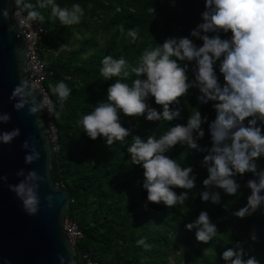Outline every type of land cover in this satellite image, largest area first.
<instances>
[{
    "label": "trees",
    "instance_id": "16d2710c",
    "mask_svg": "<svg viewBox=\"0 0 264 264\" xmlns=\"http://www.w3.org/2000/svg\"><path fill=\"white\" fill-rule=\"evenodd\" d=\"M39 2L24 0L44 17L42 22H37L44 28L40 53L48 72L45 83L60 112L59 119L53 116L58 150L52 153L51 173L54 183L63 186L73 199L68 204L67 215L77 221L83 233L75 245L76 255H87L101 264H170L167 256L181 243L190 244V250L182 248L179 251L185 258L183 264H225L221 253L240 241L244 242L248 255L264 264V204L245 218L232 215L247 203L250 189L246 182L255 179L252 173L234 177L241 185L234 196L216 189L220 192L219 203L201 201L202 181L208 174L202 160L207 152L177 144L166 155L182 167L193 168L196 187L189 191L184 205L168 208L163 203L149 202L145 207L147 193L142 187L143 169L132 164L127 148L133 136L159 139L171 126L186 124L188 116L197 110L207 116L208 122L213 121L214 102L200 104L197 88H190L187 95L180 98L179 105L173 106L179 115L172 121H148L144 116L127 117L121 113L122 126L130 129L131 135L124 142L116 141L111 146L106 145L102 137L89 138L79 124L83 114L93 111L100 102H107L106 90L111 83L121 80L131 85L136 78L131 68L138 64L146 48H155L171 37H189L201 46L202 41L191 37L190 32L201 22L205 0H55L61 8L71 9L74 4L83 8L80 22L72 25L62 24L52 16L51 6L40 8ZM16 5L12 0L11 8ZM20 7L28 16L29 10L23 4ZM150 7L156 10L154 18L148 12ZM120 25L124 26L123 33ZM129 29L138 30L135 41L127 35ZM219 35L227 39L231 33ZM108 55L127 61V78L114 76L105 80L100 70L103 58ZM218 63L215 70L223 83ZM193 65L194 62L189 63L190 80L194 79ZM58 82H64L71 89L62 109L58 96L52 92V86ZM147 102L158 112L162 111L153 97ZM261 127L264 132V126ZM202 128L204 136L197 143L207 148L211 146L208 123ZM256 163L259 169H264V157L258 158ZM173 190L177 194L185 191ZM201 211L208 213L218 232L207 244L199 242L193 246L196 230L185 232V224L195 220ZM253 231L257 236L255 242L250 239ZM141 238L150 248L137 244Z\"/></svg>",
    "mask_w": 264,
    "mask_h": 264
},
{
    "label": "clouds",
    "instance_id": "9594fccd",
    "mask_svg": "<svg viewBox=\"0 0 264 264\" xmlns=\"http://www.w3.org/2000/svg\"><path fill=\"white\" fill-rule=\"evenodd\" d=\"M15 2L29 10L30 21L44 20L32 4H25L24 0ZM49 6L52 16L64 25L79 23L84 13L79 4L69 9L61 8L55 0H40V8ZM148 12L155 17L154 7H150ZM7 14V9H0V15L7 18ZM119 30L123 33L124 26L120 25ZM221 32H230V38H221ZM127 35L135 41L138 30L129 29ZM190 36L202 41V45L197 46L189 37H171L155 48H146L138 64L131 68L136 77L131 85L121 80L111 83L106 90L107 102H100L93 111L83 114L79 124L89 138L95 140L102 137L106 145L111 146L116 141L124 142L131 135L130 129L122 126L121 113L127 117L144 116L148 121H172L179 115L173 106L179 105L180 98L186 96L190 88H197L200 104L214 102L216 115L213 121L208 122L207 116H202L197 110L188 116L186 124L171 126L159 139L148 136L145 140L139 135L133 136L127 148L132 164L143 169L142 187L147 193L145 207L149 202L163 203L168 208L184 205L189 191L196 187L193 168L182 167L166 155L180 144L207 152L202 160L208 174L202 181L201 201L219 203L220 192L216 189L234 196L241 188L234 177L253 174L255 179L246 182V187L250 189L246 205L232 212L235 217L245 218L264 204V169H259L256 163L258 158L264 157V132L261 127L264 126V0H205L201 22L191 30ZM184 62H194L191 69L194 79H189V63ZM217 62L223 83L215 70ZM102 65L100 71L105 80L114 76L122 79L129 76L127 61L123 57L114 59L110 55L105 56ZM52 92L58 96L62 109L71 89L64 82H58L52 86ZM149 97L154 98L162 111L158 112L148 104ZM10 99L16 100L14 108L17 111L27 107L28 114L35 116L47 109L56 119L60 117L50 99L37 102L30 86L23 81L14 87ZM10 120L9 113H0V123ZM206 122L211 146L202 148L197 140L203 138L202 125ZM36 125H43L38 116ZM19 135V128L2 131L0 143L11 144ZM34 139L30 137L21 145L27 150L25 164H32L41 158ZM15 175L23 179L16 184H7L8 189L21 201L28 215H36L40 204L39 185L45 182L46 177L34 169L25 172L23 168L18 169ZM7 179V176L0 175V181L6 182ZM174 188L185 191L177 194ZM54 199L51 194L45 197L49 208L53 206ZM185 228L189 231L195 229L196 240L205 244L218 232L206 211H201L195 220L185 224ZM250 239L253 242L257 240L255 231L250 233ZM243 243L237 241L221 253L225 264H260L255 256L248 255ZM137 244L150 248L144 238Z\"/></svg>",
    "mask_w": 264,
    "mask_h": 264
},
{
    "label": "water",
    "instance_id": "95a60500",
    "mask_svg": "<svg viewBox=\"0 0 264 264\" xmlns=\"http://www.w3.org/2000/svg\"><path fill=\"white\" fill-rule=\"evenodd\" d=\"M11 4L12 0H0V9L8 10L7 18L0 15V113L11 115L8 123H0V132L19 128L20 135L11 144L0 143V175L8 178L6 182L0 181V264H84L82 255H76L75 247L63 230L69 193L52 179L53 152L43 113L29 115L27 107L17 111L16 100L10 99L14 87L21 81L30 86L25 76V41L21 26L10 16ZM33 95L38 102L39 97L34 92ZM37 116L43 122L42 127L36 125ZM30 137L35 138L41 158L25 164L27 150L21 145ZM21 168L25 172L34 169L46 177L39 185L40 204L36 215H28L21 201L7 187L23 179L15 175ZM49 194L55 198L51 208L45 200Z\"/></svg>",
    "mask_w": 264,
    "mask_h": 264
},
{
    "label": "built area",
    "instance_id": "2783aa9c",
    "mask_svg": "<svg viewBox=\"0 0 264 264\" xmlns=\"http://www.w3.org/2000/svg\"><path fill=\"white\" fill-rule=\"evenodd\" d=\"M10 16L19 23L22 29L26 49L25 76L27 81L33 92L41 101L48 98L53 102L52 96L45 83L48 74L46 63L40 53V42L43 38L44 28L37 21H30L23 9L18 5L10 9ZM42 113L47 134L51 142L52 152L57 151L58 135L57 127L53 120L54 115H50L47 109ZM70 201H73V199H70L69 197V202ZM63 230L73 247H75L76 242L83 236L77 221L68 216L67 212L63 220ZM82 257L84 259V264H101L98 261L91 260L87 255H83Z\"/></svg>",
    "mask_w": 264,
    "mask_h": 264
},
{
    "label": "rangeland",
    "instance_id": "374dc122",
    "mask_svg": "<svg viewBox=\"0 0 264 264\" xmlns=\"http://www.w3.org/2000/svg\"><path fill=\"white\" fill-rule=\"evenodd\" d=\"M104 38L103 37H100V40H103ZM195 135V134H194ZM193 193H195V191H193ZM185 232L187 233H193V230L189 231L187 229H185ZM183 233V232H182ZM181 233V234H182ZM193 246H197L199 245V241H197L195 239V237L193 238ZM185 245V244H184ZM182 245L181 243H179L173 250L172 253H170L168 256H167V260L170 264H183L184 263V260L185 258L183 257L182 253L179 252L182 248H185L186 250H190V244H187V246H184ZM190 255H193V252L190 253Z\"/></svg>",
    "mask_w": 264,
    "mask_h": 264
}]
</instances>
